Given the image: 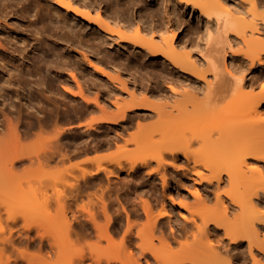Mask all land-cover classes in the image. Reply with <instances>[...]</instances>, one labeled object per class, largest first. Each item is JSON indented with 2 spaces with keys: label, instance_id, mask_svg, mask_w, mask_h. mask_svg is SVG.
<instances>
[{
  "label": "bare ground",
  "instance_id": "1",
  "mask_svg": "<svg viewBox=\"0 0 264 264\" xmlns=\"http://www.w3.org/2000/svg\"><path fill=\"white\" fill-rule=\"evenodd\" d=\"M98 1L106 4L104 12L112 6L111 0H1L0 7V34L3 32L1 23L6 22L9 10L14 13L20 10L18 14L25 17L32 14L33 18L31 17L30 21L39 28V31L35 28L32 30L35 33L40 32L50 36L52 33L56 34L58 30L61 32L59 37L68 38L66 40L76 39L86 48H89L85 45L89 38H84V36L89 33L87 29L92 26V42L105 47V59L108 63L105 64L107 65L105 68L101 62L91 60L87 54L84 57L89 61L94 72L105 76V87L102 86L105 90V102L112 95L127 94L129 97L125 102L129 104L113 117L102 118L96 122L92 120L77 122V125L83 124L86 127L81 129L87 133L97 126H103L104 123L107 125L120 124L118 127L114 126L113 132H107L106 137H103L100 143L87 137L80 138L74 134V136L71 135L72 137H65L64 134H60L61 128L64 130L65 126L57 128L54 134L57 137L55 146L45 145L43 147L46 153L44 160L46 164L49 161H52L53 165L63 164L62 162L80 157V155L85 156L84 161H92L94 158L86 156L89 152L112 146L122 132L133 124V116L129 113L136 111L135 115L139 118H145L153 112L159 116L154 131L163 139L158 137L153 141L155 144L159 143L155 146L160 147H158L160 152L156 157L151 158L157 161L158 167L147 172L158 173L162 180V187L158 190L153 183L150 193L147 194L149 197L140 199L138 204L135 201L136 205H134L140 204L141 207H135V210L132 209L133 212L142 209L146 214L145 220L149 227L148 232L144 230L136 232L135 238L141 239L136 242L135 247L138 250L131 243L134 238L131 229L135 220L130 218V210L118 198L117 202L120 201L121 210L126 213L127 217L119 242L115 241L112 230H115L117 223L108 212V202L102 195L98 200H100L99 206L102 212L106 214L105 223L100 224L96 220L95 211L88 207L89 204L95 203L91 199L79 205L81 210L88 212V217L83 219L84 221L79 220V228L85 230L90 227L89 223L93 228L94 226L97 229L103 228L99 235L107 239L111 251L107 255V264H112L111 262L115 264H264V206L259 200L255 202V199L264 196V166L248 161L252 158L258 162H264V110L261 108L264 105V82H260L259 93H251L254 86L252 82L261 80L262 74L259 73L264 71V56L259 52L256 54L246 52L242 48L234 49V43L238 42L237 38L250 48L263 44L264 14L260 19L254 18L248 25H244L243 18L236 21L232 17L231 7L225 0H178L197 7L200 14L208 19L200 34L196 32L197 38L193 36L195 31L192 29L189 30L188 38L181 39L177 31L172 30L167 22L164 26H159L160 21L152 26L145 24L141 26L127 12L130 2H126L123 7H118L120 0H116V6L112 9L116 11L117 18L121 19L118 21L107 16V12L106 15L102 13L100 7L93 13L91 10ZM258 1L263 0H249L250 9H255ZM131 2L133 3L134 0ZM176 3L179 4L177 1ZM251 13L254 14L252 11ZM209 21L214 22L211 24ZM13 23L17 24L15 21ZM133 24L139 34L130 36L125 32V28ZM164 32H166L165 35ZM3 38L8 46H5L0 39V47H4L0 52V98L2 103H6V107L0 106V113L3 114L2 117L0 116V129H3L2 124L6 122L9 126L6 132L10 138L0 136V204H6V211L9 213L16 210L30 212V214L38 213V211L48 212L47 200L40 208L31 200V197L36 196L37 191L33 185H29L27 191L21 188V179L33 172L41 173L42 171L45 176H49L48 170L41 167L40 158L37 156L39 168L25 170L22 174H17L7 166L8 163L15 164L16 161L20 163L25 158H28L30 161L27 162L31 163L33 158L31 154L37 153L38 148L8 151L13 147L17 149L18 146L13 141H19L22 135L32 133L33 127L42 130L46 124H52L55 128L58 122L70 121L73 118L72 115L79 117L83 111H74L71 114L68 110L61 112L56 108L57 111L53 113L52 109L47 114L45 108H33L32 103H25L26 101H23L22 105L15 106L13 100L5 93L10 85L15 83L21 87L35 85L36 88L44 89L53 87L54 79L50 76L49 66L42 67L37 64L34 68L25 69L22 61L16 62L15 51L19 54L24 48L20 47L22 50L19 52L17 46L13 44L17 39L24 42L25 37H19V34H16L11 38L5 36ZM126 45L137 47L135 52L132 50L135 59L132 62L125 52ZM89 49L91 51L89 54L94 55L98 47ZM240 53L244 56L237 66L233 64V59ZM117 65H123L125 71L129 69L128 66H132L138 71V78L132 75V72L130 73L132 77L126 75L123 79L119 77V74L113 75L112 69L120 70ZM239 66L246 67L240 70ZM107 67L112 69L109 71ZM237 69H239L238 73ZM249 71L251 75L247 77ZM57 74L61 81L73 84L72 80H74L77 84L78 91H74L68 84L61 83L66 92L78 95L82 102L85 101L83 103H98L95 97L92 100L85 93V90L95 92L92 88L93 84H86V88L83 87L73 72L70 78ZM147 75L149 78H146ZM96 82L101 83L100 80ZM39 88L37 94L45 92ZM37 94L35 96L37 102L43 100L44 97H39ZM115 98L118 99V96ZM113 103L119 102L114 100ZM151 103L164 104L153 105ZM83 109L90 110L86 104ZM9 113L16 116L14 121ZM243 113L247 115L244 116ZM240 114L244 120L240 118ZM205 118L210 121L209 124L202 123ZM141 121V119L136 120L139 128L142 127ZM23 122L25 126H20L19 123ZM49 141V136L40 138V146ZM50 148L52 151L48 152ZM224 151L225 153H222ZM208 152H211L210 154L214 152V154L210 156ZM226 152L232 153L231 156L234 157H232L234 161L231 167L224 164L225 157L228 155ZM166 155L170 158L169 176L171 175L170 179L174 182V186L188 190L195 202L199 204L198 208L191 206L190 201V203L186 202L185 196L182 198L185 201L181 198L178 201L174 200L168 191L171 196L169 194L166 196V190L170 188V186L167 187L168 173L160 170L165 169ZM148 162V158L141 159L142 164ZM117 164L120 169H124L120 162ZM100 166L98 165L94 170L83 169L79 177H76V181L67 183L75 191L76 198L87 186L100 182L94 179L96 173L105 168ZM135 166L134 163L130 164L127 171L133 170ZM56 170V172H63L60 168ZM115 172L106 170L103 173L109 177V175H116ZM52 178L58 179L55 175H52ZM225 180L232 187L243 183L244 191L235 195L222 190L221 183ZM57 192L58 207L62 213H65L67 194L60 188H57ZM180 193L178 195H181ZM235 196L240 199H236ZM166 197L173 205L178 204L179 207L186 208L189 214L183 211L179 214L180 216L175 215L174 217L175 213L173 214L174 211L169 206L170 203ZM241 197H246V199H241ZM211 198L215 199V203L209 206L207 201ZM227 199L230 203L226 202ZM235 205L239 206L241 211L234 219H231L230 215L233 214V210H230V207L233 209ZM47 218L42 217L40 220L44 222L48 220ZM52 221L62 223L61 226L66 228L71 225V221L66 216ZM33 223L36 222L32 219L25 226L30 227ZM167 227L170 229L169 232ZM76 234L90 233L84 231ZM56 238L58 246L56 262L48 264H73L75 256L79 259L85 256L81 248H76L74 253L71 252V239L68 231L58 234ZM155 238L158 239V245L154 242ZM136 251L137 255L134 254ZM27 261L30 262L31 259ZM0 264L4 263L0 262Z\"/></svg>",
  "mask_w": 264,
  "mask_h": 264
},
{
  "label": "rangeland",
  "instance_id": "2",
  "mask_svg": "<svg viewBox=\"0 0 264 264\" xmlns=\"http://www.w3.org/2000/svg\"><path fill=\"white\" fill-rule=\"evenodd\" d=\"M176 1L179 3L177 4ZM126 2H130L129 7L127 8V12L130 13L135 20H137L141 26L147 25L152 26L154 23L160 21L159 26H164L165 22H167V25L170 26L172 30H176L177 33L180 35L181 39L188 38L189 36V30H194L195 33L193 36L197 38L196 32L202 31V28L204 26V23L206 20H208L204 15L200 14V10L193 6L192 4H185L182 2H179L178 0H134L132 3L131 0H120L118 2V7L125 6ZM227 5L231 7L232 17L237 21L239 19L242 20L243 18V24L248 25L254 18L260 19L264 14V0L259 2L255 9H250V2L249 0H225ZM15 4H13L14 6ZM106 5V4H105ZM105 5L103 2L97 3V5L93 6L92 12L94 13L98 7H100V10L102 13L107 12V16H109L111 19H118L117 13L112 7L116 6V0H111V5L106 12ZM0 7H1V0H0ZM14 7H17L16 5ZM9 10V9H8ZM8 10H4V12H8ZM254 12V14L251 13ZM3 12V13H4ZM20 10L17 11V13H14L12 10H9L8 15L6 17V22L1 23V30L3 31L0 34V39L5 43V46H8V43L5 42L6 38H11L13 35L19 34V37H25L24 42H21L17 39L16 43H14V46H17L19 49V52L22 50L21 48H24L22 50L21 55L17 54V51H15V56L17 57L16 62L22 61V66L25 69H30L36 67V65L49 66L50 67V76L54 79V86L53 87H44L46 88H39L41 91L44 90V93L38 92L35 85H25L21 87L20 85H17L15 83L14 85H10L6 90V95L10 97V99L13 100V103L15 106H19L20 104H24L23 101H26L25 103H32L33 108H41L44 109L47 114H49V110L53 109V113L57 111L56 108H58L61 112L68 110L71 114H73L74 111H83L82 115L79 117H73L70 121H61L58 122V126L54 128L52 124H46L42 129L39 130L38 127H33V132L24 136L22 135L19 138V141H13L14 144H17L16 148H10L8 152H12L14 150H29V149H36L38 148L37 153H32L31 156L32 161H30L28 158L23 159L22 162L18 163V161L14 163H8L7 166L11 167L17 174H22L25 170L28 169H37L39 168V162L37 159L40 158L42 165V168H46L49 172V176H45L42 171L41 173L33 172L32 174L28 175L26 178L21 179V188L24 191H27L29 189V185H33L37 189L36 196L31 197V200L38 204L39 208L45 200H47V208L48 212H39L30 214V212H22L19 210H16L14 212H7L6 211V204H0V241L5 240L6 237L3 236V234L6 232L8 228L11 227H18L26 231L35 230L37 235L40 238H44L46 240V246L45 250H18V251H8L3 246L0 245V262L6 264H12L15 262H22L23 264H48V263H54L56 262L57 258V238L56 236L62 232L68 231L69 236L71 239V252L74 253L76 248H81L84 252L85 256L81 259L77 258L76 256L73 258V264H107V255L111 252L109 248V243L106 238L99 235L100 231L103 230L97 229L95 226L90 225L89 230L90 234L86 235H80L76 234V229L79 228V220L84 221L85 218L88 216V212L83 211L79 208V205L81 203H87L89 200H94V204H89L88 207L92 208L95 211L96 220L100 224L105 223V213L102 212L98 198L102 195V197L105 199L106 202H108L107 210L108 212H124L121 210L120 201L124 203V205L132 212L135 210V207H141L139 205H136V202L138 204L139 200L142 198L149 197L148 191L145 189L156 186L158 190H161V178L159 177L158 173L152 172L151 174L147 171L153 168L158 167V163L155 160H152L151 158L156 157L160 150L158 149L156 144L159 145V143H154L153 141L156 140L160 134L156 133L154 131L156 127V123L159 121V116L156 112H153V114L147 115L145 118H139L137 115H135L134 111L133 113H129L130 116H133V124L129 127H127L119 136L118 139H116V143L113 144L110 147L107 148H101L94 152V155H89L92 152H89L87 157L94 158L92 161H84L83 158L85 156L80 155V157H74L71 160H66L65 162H62L63 164L53 165L52 161H49L48 164L44 162L46 153L45 150H43V147L45 145H48V147H54L57 137L54 136L56 134L57 128H61V126H65L64 130L62 129V132L60 134H64L65 137H72L71 135L79 136L80 138L87 137L92 141H95L97 143H100L103 139V137H106L107 132H113L115 127L120 126L114 125L113 123L109 124L112 126H109L104 123L103 126H97V128H93V130L89 133L82 131L81 128H78L79 126L76 124L78 121L86 120L88 117L92 119L93 122L99 121V119L102 118H109L113 117L116 114H118L119 111H121L123 108H125L129 103H125L128 101L127 94L123 95H112L109 97V100L105 102V90L102 89V86L105 87V76L102 74H97L92 70V67L89 65V61L85 59L84 55L87 54L91 60H96L101 62V64L105 67L108 62L105 59V47L102 45H98L97 43L92 42L93 37L91 31H93L92 26L87 29V33L84 38H89L88 43L85 45H88L89 48H95L98 47L96 52H94V55H91L89 48H86L81 43H78L76 39L66 40L68 38H61L59 37L60 33L58 30L56 34L52 33L50 36H46L42 33H35L34 28H39L37 25L32 23L30 21L33 17L32 14L30 16H22L19 15ZM19 15V16H18ZM254 15V16H253ZM21 16V17H20ZM32 17V18H31ZM31 18V19H30ZM16 22L17 24L14 25L13 22ZM211 24L214 21H209ZM239 22V21H238ZM179 23L181 25H179ZM94 26V24L90 23ZM135 24L131 25L130 27L125 28V32L129 34L130 36L138 35V31L135 29ZM249 28V27H247ZM166 32H164V35ZM146 37V36H144ZM118 40V39H116ZM237 43H234V49L242 48L246 52L249 53H257L259 52L260 55L264 56V41L263 44H258L255 47H247L240 39L237 38ZM84 42V41H83ZM92 42V43H91ZM21 47V48H20ZM4 48V47H3ZM3 48L0 47V52L3 51ZM120 48V47H119ZM116 49V48H115ZM118 49V46H117ZM134 47H131L130 45L125 46V52L130 57V62L134 61V57L132 54V50L135 52ZM120 50V49H119ZM24 51L26 52V55L24 56ZM244 54H238L233 64L237 65L240 64V62L243 60ZM245 64V63H243ZM118 66V65H117ZM238 66V65H237ZM120 67V70L114 71L112 68H109V71L112 69L113 75H118L121 79L126 78V75H130L132 72V75H135L137 77L138 71L135 70L132 66H128V70L123 69V65L118 66ZM246 67V66H245ZM244 66H239V69H245ZM106 68V67H105ZM239 69H237V73L239 72ZM114 71V72H113ZM248 71V70H247ZM75 73L78 80L82 84L83 87L86 88V84H93V91H87L85 90V93L87 96L90 97V99L98 100V103H83L85 102L78 96L74 94H70L66 92L62 88V84H68L74 91H78V86L75 83L74 80H72L74 83L69 84L65 81H61L58 74L65 75L63 77H71V73ZM264 71L260 72L259 74L262 76L261 80L258 82H252L254 84L251 93L257 94L261 90L260 88V82H264ZM121 74V75H120ZM251 72L249 71L247 73V77H250ZM99 76V77H98ZM131 76V75H130ZM132 77V76H131ZM140 77V76H139ZM138 78V77H137ZM146 78H149L148 75ZM100 80L101 83L98 84L96 81ZM63 90V92H62ZM39 91V90H38ZM102 93V94H101ZM44 97L43 100H40L37 102L35 96ZM101 94V95H100ZM122 94V93H121ZM95 95V96H94ZM118 96V99L115 97ZM2 99L0 98V106L2 105L3 108L6 107V103H2ZM114 100L118 101L119 103H113ZM40 103V105H39ZM4 104V105H3ZM85 104L88 106L91 112H89L87 109H83L85 107ZM153 105L155 104H164V103H151ZM233 105L232 103H230ZM229 104V105H230ZM238 104V103H234ZM32 108V109H33ZM264 110V105L261 107ZM16 111H14L15 113ZM244 114V113H243ZM2 113H0V116L2 117ZM17 115V113H16ZM240 118L242 117V114H240ZM247 114L245 113L244 116ZM10 118H12V121L16 119V116H13V114L9 113ZM238 116V113H237ZM235 117V116H234ZM250 117V114H249ZM247 116V118H249ZM208 118V117H207ZM207 118L202 121V123H208L210 122L207 120ZM239 118V117H238ZM239 118V120H241ZM141 119L140 122L142 124V127L139 128L137 126L136 120ZM234 119V118H233ZM246 119V118H245ZM235 120V119H234ZM237 120V119H236ZM242 120L244 118L242 117ZM5 121V120H4ZM212 121V120H211ZM238 121V120H237ZM100 123V122H99ZM20 126L24 125L25 122L19 123ZM73 124V125H72ZM75 124V125H74ZM101 124V123H100ZM209 124V123H208ZM206 125V124H205ZM3 129H0V136L8 137L10 138V135L6 132L8 131V125H6V122L2 124ZM68 126H72L71 128ZM115 126V127H114ZM66 130V131H65ZM143 131V132H142ZM72 132V133H71ZM62 135V137L64 136ZM67 135V136H66ZM73 135V136H74ZM49 136L50 141L47 143H44L43 146H40V138ZM59 137V135H58ZM162 137V136H160ZM159 137V138H160ZM163 139V137H162ZM161 141V139H160ZM158 142V141H157ZM154 143V144H153ZM42 147V149H40ZM160 148V147H159ZM222 150V149H221ZM219 150V151H221ZM224 150V149H223ZM227 150V149H226ZM48 152L52 151L51 148L47 150ZM213 151V150H212ZM231 151V150H230ZM211 153V152H210ZM208 152V154H210ZM222 153H225L222 152ZM228 153V152H226ZM214 154V152L212 153ZM210 154V156H212ZM216 154V153H215ZM221 154V152L219 153ZM232 153H228V155L225 157V166L231 167L233 166L232 163L234 159H232L233 156H231ZM38 156V157H37ZM167 156V155H166ZM221 156V155H219ZM148 158L149 162L146 164L141 163V159ZM234 158V157H233ZM28 159V160H27ZM169 157H165V169L161 168L160 170H164L166 174L168 173V186L170 188L166 190V192H170L173 196L174 200H183V196H185L186 202L192 204L194 208H198L199 204L195 202V199L193 196L190 195L188 190L179 189L176 186H174V182L170 179V167H169ZM25 160V161H24ZM249 162H255L258 164H261L264 166V162H258L255 161V159L249 158ZM78 162V163H77ZM118 162H120L124 169H120L118 167ZM18 163V164H17ZM136 164L135 168L131 171H127V168L130 164ZM228 163V164H227ZM168 164V165H167ZM98 165H101L104 169L99 170L95 175L94 179L95 181L100 180L97 184H92L91 186H87L85 190H89L86 194H81L76 198V194H74V190L72 187H69L67 185L68 182H74L76 181V177H79L83 169L86 170H94ZM100 166V167H101ZM168 169H167V168ZM56 168L63 169L61 172H56ZM167 169V171H165ZM106 170H113L116 175H109L103 173ZM103 171V172H102ZM52 175H55L58 177V179L52 178ZM100 176V177H99ZM91 181V180H90ZM187 181H185L186 183ZM82 183V182H81ZM91 184V183H90ZM173 186V187H171ZM57 188L63 189L64 192L67 194L65 205H66V212L62 213L58 207V192ZM193 188V187H192ZM246 188V186H245ZM221 189L227 190L229 193L232 194H238L241 191H244V184L242 183L239 186L232 187L229 182L226 180L221 183ZM84 190V191H85ZM170 190V191H169ZM83 191V192H84ZM166 194V196L170 193ZM181 192V195H178V193ZM161 193V191H160ZM189 194V195H188ZM170 195V196H171ZM182 196V197H180ZM169 197V196H168ZM117 198L120 200L117 202ZM170 198V197H169ZM166 197L167 201L170 203V207L172 209L174 217L175 215L178 217L179 214L187 213L186 208L179 207L178 204L173 205L171 203V198L169 199ZM236 199H240L238 196H235ZM245 198L246 197H241ZM173 200V199H172ZM183 200V201H185ZM262 202L264 206V196L255 199ZM97 201V203H96ZM135 203H133V202ZM190 201V202H189ZM230 200L227 199L226 202H229ZM126 203V204H125ZM215 203V199L211 198V200L207 201V205L212 206ZM230 203V202H229ZM135 204V205H134ZM134 205V206H133ZM158 208L159 205L157 204ZM174 208V209H173ZM133 209V210H132ZM186 209V210H185ZM142 209L138 210L141 211ZM157 210V209H156ZM155 210V211H156ZM230 210H233V214L230 215L231 219H234L235 216L238 215V213L241 211L240 207L235 205L232 209L230 207ZM159 211V209L157 210ZM136 212V211H134ZM246 215V214H245ZM12 216H14L12 218ZM48 217L52 220H55L56 218H62L63 216H66L71 221V225L69 228H66L64 226H61L62 223H56L52 221L51 219L48 221L42 222L40 218L42 217ZM36 217V218H34ZM33 219L34 222L30 227H26L25 224L28 223ZM35 219V220H34ZM84 219V220H83ZM146 219V217H145ZM144 218L141 219H135V223L132 226V231H141L144 230L146 232L149 231V227L146 224V220ZM78 224V225H77ZM68 229V230H67ZM42 233V235H41ZM156 234V233H154ZM121 238V235H115L114 239L116 242H119ZM137 242L141 241L140 238H135ZM139 240V241H138ZM155 244H159L158 239H154ZM137 249L136 247H134ZM138 250V249H137ZM137 251L134 252L135 255H137ZM7 256H9V259H7ZM27 259H31L30 262L27 261ZM144 260V258H142ZM112 264H115L114 262H111Z\"/></svg>",
  "mask_w": 264,
  "mask_h": 264
},
{
  "label": "flooded vegetation",
  "instance_id": "3",
  "mask_svg": "<svg viewBox=\"0 0 264 264\" xmlns=\"http://www.w3.org/2000/svg\"><path fill=\"white\" fill-rule=\"evenodd\" d=\"M146 191H148V193H150L149 188L145 189ZM89 190H85L84 192H82V194H86ZM123 211V210H122ZM111 214L112 217H114V222L117 223V227L118 229L115 228L112 229L114 236L115 235H122L125 226H126V213L125 212H109ZM118 217V219H117ZM146 214L141 210V211H137V212H130V218L135 220V219H141L144 218L145 219ZM105 218H106V214H105ZM117 219V220H116ZM116 220V221H115ZM120 225V226H119ZM92 226V225H91ZM90 227L85 228V230L78 228L76 229L77 233H83L84 231H86L87 233H90L91 230H89ZM167 231L169 232L170 229L167 227L166 228ZM132 235L134 236V238L131 240V243L133 245V247L136 246V233L135 231H132ZM154 233H156L154 231ZM3 236L6 237L5 240L0 241V245L3 246L5 249H7L8 251H18V250H45V246H46V240L43 238H40L35 230H31V231H26L23 230L21 228L18 227H11L8 228L6 230V232L3 234ZM12 264H23L22 262L18 261Z\"/></svg>",
  "mask_w": 264,
  "mask_h": 264
},
{
  "label": "crops",
  "instance_id": "4",
  "mask_svg": "<svg viewBox=\"0 0 264 264\" xmlns=\"http://www.w3.org/2000/svg\"><path fill=\"white\" fill-rule=\"evenodd\" d=\"M92 119L90 118V117H88L86 120H83L82 121V123L83 122H86V121H91ZM77 124V123H76ZM79 126V125H78ZM78 128H82V129H84V128H86L83 124L82 125H80ZM95 153L94 152H92V153H90L89 155H94Z\"/></svg>",
  "mask_w": 264,
  "mask_h": 264
}]
</instances>
